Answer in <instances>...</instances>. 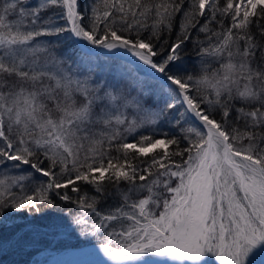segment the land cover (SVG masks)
<instances>
[{
  "label": "snow or ice",
  "instance_id": "1",
  "mask_svg": "<svg viewBox=\"0 0 264 264\" xmlns=\"http://www.w3.org/2000/svg\"><path fill=\"white\" fill-rule=\"evenodd\" d=\"M4 230L51 264H264V0H0Z\"/></svg>",
  "mask_w": 264,
  "mask_h": 264
},
{
  "label": "trees",
  "instance_id": "2",
  "mask_svg": "<svg viewBox=\"0 0 264 264\" xmlns=\"http://www.w3.org/2000/svg\"><path fill=\"white\" fill-rule=\"evenodd\" d=\"M53 216H59L60 213H52ZM49 221L47 219L41 220V225H46ZM10 233L7 230L3 231V242L0 243V264H29V260L35 256L36 253L45 252L38 249L42 245H36L35 248L20 249L9 242Z\"/></svg>",
  "mask_w": 264,
  "mask_h": 264
},
{
  "label": "rangeland",
  "instance_id": "3",
  "mask_svg": "<svg viewBox=\"0 0 264 264\" xmlns=\"http://www.w3.org/2000/svg\"><path fill=\"white\" fill-rule=\"evenodd\" d=\"M53 255H50L47 252H40V253H36L35 256H33L30 260H29V264H51L52 259H53ZM70 259V257L68 258ZM209 263L214 264L213 260L211 258L206 259Z\"/></svg>",
  "mask_w": 264,
  "mask_h": 264
},
{
  "label": "bare ground",
  "instance_id": "4",
  "mask_svg": "<svg viewBox=\"0 0 264 264\" xmlns=\"http://www.w3.org/2000/svg\"><path fill=\"white\" fill-rule=\"evenodd\" d=\"M204 264H211V263H209L207 260H205V261H204Z\"/></svg>",
  "mask_w": 264,
  "mask_h": 264
}]
</instances>
